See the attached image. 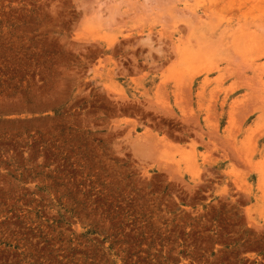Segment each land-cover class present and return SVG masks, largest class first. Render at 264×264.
I'll return each mask as SVG.
<instances>
[{
    "label": "rangeland",
    "instance_id": "1",
    "mask_svg": "<svg viewBox=\"0 0 264 264\" xmlns=\"http://www.w3.org/2000/svg\"><path fill=\"white\" fill-rule=\"evenodd\" d=\"M0 264H264V0H0Z\"/></svg>",
    "mask_w": 264,
    "mask_h": 264
}]
</instances>
